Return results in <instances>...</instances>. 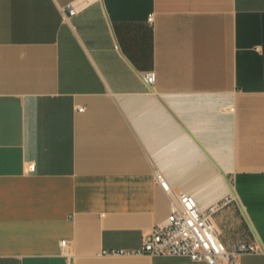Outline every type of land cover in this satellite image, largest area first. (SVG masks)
Wrapping results in <instances>:
<instances>
[{
    "label": "crops",
    "instance_id": "0c3cea01",
    "mask_svg": "<svg viewBox=\"0 0 264 264\" xmlns=\"http://www.w3.org/2000/svg\"><path fill=\"white\" fill-rule=\"evenodd\" d=\"M158 173L264 264V0H0V264H208Z\"/></svg>",
    "mask_w": 264,
    "mask_h": 264
},
{
    "label": "built area",
    "instance_id": "2783aa9c",
    "mask_svg": "<svg viewBox=\"0 0 264 264\" xmlns=\"http://www.w3.org/2000/svg\"><path fill=\"white\" fill-rule=\"evenodd\" d=\"M70 14H76L78 8L69 4ZM150 14L149 20L153 21ZM147 82L156 81L154 70L145 73ZM157 180L171 196L170 212L163 222L153 226L141 245L135 249L115 250L112 253L122 255H182L194 260H205L208 264H237L238 256L259 252L260 248L253 243L238 242L231 251L219 238L209 218L221 209L228 199L201 209L196 197L184 191L174 190L163 174H157ZM67 240L61 244L66 245Z\"/></svg>",
    "mask_w": 264,
    "mask_h": 264
}]
</instances>
